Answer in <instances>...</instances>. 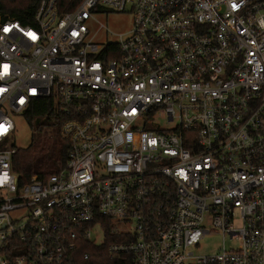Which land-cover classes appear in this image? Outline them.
<instances>
[{
	"label": "built area",
	"instance_id": "1",
	"mask_svg": "<svg viewBox=\"0 0 264 264\" xmlns=\"http://www.w3.org/2000/svg\"><path fill=\"white\" fill-rule=\"evenodd\" d=\"M46 99L68 159L21 186L13 116ZM0 264H264V0L0 12Z\"/></svg>",
	"mask_w": 264,
	"mask_h": 264
},
{
	"label": "trees",
	"instance_id": "2",
	"mask_svg": "<svg viewBox=\"0 0 264 264\" xmlns=\"http://www.w3.org/2000/svg\"><path fill=\"white\" fill-rule=\"evenodd\" d=\"M67 0H60L61 6ZM39 0H0V12L5 19H14L25 25L33 21ZM33 133L29 147L18 149L13 161V170L22 186L33 177L46 178L59 172L66 165L69 143L63 139L59 127L65 121L58 117L52 99L37 100L24 115ZM93 260L102 248L87 247Z\"/></svg>",
	"mask_w": 264,
	"mask_h": 264
},
{
	"label": "rangeland",
	"instance_id": "3",
	"mask_svg": "<svg viewBox=\"0 0 264 264\" xmlns=\"http://www.w3.org/2000/svg\"><path fill=\"white\" fill-rule=\"evenodd\" d=\"M102 23L115 34H125L131 30L132 17L129 14H112L108 18H99L98 23L90 24V27L97 31ZM13 119L16 124V131L12 144L18 149H25L32 143L33 133L24 115H14ZM162 125L166 127V124ZM222 241V235L207 236L200 242V248L194 252L196 255L211 254L218 249Z\"/></svg>",
	"mask_w": 264,
	"mask_h": 264
}]
</instances>
